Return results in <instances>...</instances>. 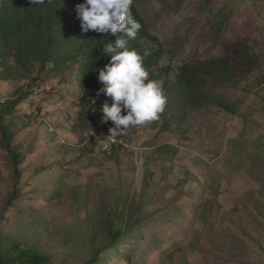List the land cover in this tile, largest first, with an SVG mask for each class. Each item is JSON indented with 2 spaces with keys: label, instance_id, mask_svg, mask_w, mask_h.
<instances>
[{
  "label": "rangeland",
  "instance_id": "rangeland-1",
  "mask_svg": "<svg viewBox=\"0 0 264 264\" xmlns=\"http://www.w3.org/2000/svg\"><path fill=\"white\" fill-rule=\"evenodd\" d=\"M134 2L177 66L226 52L236 61L245 45L250 59L233 81L202 85L188 123L132 128L119 160L101 154L119 139L91 143L100 108L77 127L82 100L68 82L0 79L1 102L26 94L15 111L19 165L0 132V246L36 247L49 264H264V0Z\"/></svg>",
  "mask_w": 264,
  "mask_h": 264
},
{
  "label": "trees",
  "instance_id": "trees-1",
  "mask_svg": "<svg viewBox=\"0 0 264 264\" xmlns=\"http://www.w3.org/2000/svg\"><path fill=\"white\" fill-rule=\"evenodd\" d=\"M82 2L83 0H45L44 4L37 6L32 5L30 0H0V79L7 82L37 81V77H32L34 72L62 78L80 91L83 106L80 112L81 124L73 127L85 129L94 120L93 111L96 108H101L104 103L111 106L113 102L104 94L97 96L102 85L98 82V71L95 69L104 67L111 59L101 53L104 44L114 43L121 34H98L94 31L82 33L75 11V6ZM131 14L142 27L135 39L128 41L127 47L144 56V67L149 73V80L159 82L167 98L164 111L158 120L153 121L155 123L163 119V132L170 130L173 122L178 125L189 122L190 109H195L205 99L206 94L203 93L204 98L200 96L202 85L208 84L212 78L233 81L238 63L250 59L249 48L245 45L236 61L226 52L221 58L177 66L167 60L162 43L149 32L135 2ZM221 31L220 27L219 34ZM155 67L161 70L155 73ZM17 93L15 100L0 101V132L10 157L19 165L26 155L14 146V139L18 135L16 127H22L25 123L15 111L26 94L22 91ZM217 105L234 111L232 106L222 100ZM113 126L111 121L104 123L103 128L91 125L90 130L94 135L92 145L104 146L102 136L108 135ZM130 132L131 129L128 134L118 136V139L124 138L130 143ZM104 151H101L104 157L116 160L130 152L129 147L119 141L114 144L111 154ZM15 175H19L16 168ZM108 230L114 240L123 235L122 229L114 230V222L108 221ZM0 239H3L1 235ZM49 261L50 256L45 252L36 247L23 248L17 241L7 248L0 246V264H49ZM95 262L93 259L81 264Z\"/></svg>",
  "mask_w": 264,
  "mask_h": 264
},
{
  "label": "clouds",
  "instance_id": "clouds-1",
  "mask_svg": "<svg viewBox=\"0 0 264 264\" xmlns=\"http://www.w3.org/2000/svg\"><path fill=\"white\" fill-rule=\"evenodd\" d=\"M30 2L38 6L45 0ZM133 3L134 0H83L75 6L82 33L121 34L114 43L104 44L101 53L111 59L104 67L95 69L102 85L97 96L104 94L113 101L111 106L104 103L100 108L102 122L111 121L114 125L106 136L109 143H115L118 136L132 128L158 120L167 103L159 82L149 80L144 56L127 47L142 27L131 14Z\"/></svg>",
  "mask_w": 264,
  "mask_h": 264
},
{
  "label": "bare ground",
  "instance_id": "bare-ground-1",
  "mask_svg": "<svg viewBox=\"0 0 264 264\" xmlns=\"http://www.w3.org/2000/svg\"><path fill=\"white\" fill-rule=\"evenodd\" d=\"M106 136H107V135H106ZM106 136H104V138H105ZM127 136H128V135H127ZM127 136H126V137H127ZM117 139H118V137L116 138V140H117ZM117 141H118V140H117ZM119 141L124 142V144H125L126 146L129 147V145H128L129 143L126 142L124 138L120 139ZM113 146H114V145H113ZM113 146H112V147H113Z\"/></svg>",
  "mask_w": 264,
  "mask_h": 264
},
{
  "label": "built area",
  "instance_id": "built-area-1",
  "mask_svg": "<svg viewBox=\"0 0 264 264\" xmlns=\"http://www.w3.org/2000/svg\"><path fill=\"white\" fill-rule=\"evenodd\" d=\"M107 146H104V148H106Z\"/></svg>",
  "mask_w": 264,
  "mask_h": 264
}]
</instances>
